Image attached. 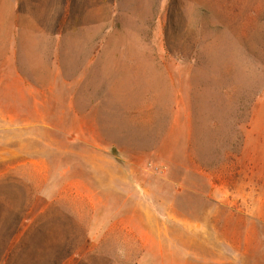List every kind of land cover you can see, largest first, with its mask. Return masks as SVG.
<instances>
[{"label": "rangeland", "instance_id": "374dc122", "mask_svg": "<svg viewBox=\"0 0 264 264\" xmlns=\"http://www.w3.org/2000/svg\"><path fill=\"white\" fill-rule=\"evenodd\" d=\"M0 264H264V0H0Z\"/></svg>", "mask_w": 264, "mask_h": 264}]
</instances>
